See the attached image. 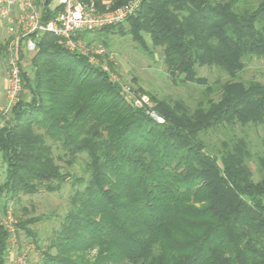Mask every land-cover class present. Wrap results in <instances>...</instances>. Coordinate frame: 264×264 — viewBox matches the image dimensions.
Segmentation results:
<instances>
[{
    "label": "trees",
    "instance_id": "obj_1",
    "mask_svg": "<svg viewBox=\"0 0 264 264\" xmlns=\"http://www.w3.org/2000/svg\"><path fill=\"white\" fill-rule=\"evenodd\" d=\"M81 1L105 11L131 0ZM126 23L128 32L117 33L147 51L142 32L149 34L175 83L203 91L192 106L138 90L165 118L158 124L129 105L101 67L43 35L33 75L23 71L31 100L20 99L0 128V198L7 211L21 196L68 182L75 192L29 264H264V142L255 154L246 136L232 134L216 148L205 141L220 129L264 126V82L240 79L249 62L264 61V0H147ZM121 26L83 38L108 47L104 34ZM205 66L229 79L210 84L199 75ZM82 157L83 176L59 164ZM20 211L17 227L38 244L31 227L42 218ZM7 238L0 225V264Z\"/></svg>",
    "mask_w": 264,
    "mask_h": 264
},
{
    "label": "built area",
    "instance_id": "obj_2",
    "mask_svg": "<svg viewBox=\"0 0 264 264\" xmlns=\"http://www.w3.org/2000/svg\"><path fill=\"white\" fill-rule=\"evenodd\" d=\"M145 1L147 0H131L118 8L100 11L94 2L85 4L81 0H0V17L7 20L8 31L12 36L6 47L9 72L5 94L8 105L2 113L8 115L20 101L24 91L23 52H37L40 38L50 34L60 39V43L70 52L86 57L90 64L101 67L108 74L110 81L120 88L124 100L129 105L143 110L156 123L165 124V118L148 95L126 84L110 63L105 65L100 62L101 56L109 54L106 47L88 43L83 38L85 34L124 25L129 18L137 14ZM11 4L16 7V17L10 10ZM109 58L114 61V55L110 54ZM113 64L116 66L114 62ZM2 226L11 241L16 242L18 227L11 210L7 211ZM33 254L38 256L36 247L31 242L24 248H13L8 264H29Z\"/></svg>",
    "mask_w": 264,
    "mask_h": 264
},
{
    "label": "rangeland",
    "instance_id": "obj_3",
    "mask_svg": "<svg viewBox=\"0 0 264 264\" xmlns=\"http://www.w3.org/2000/svg\"><path fill=\"white\" fill-rule=\"evenodd\" d=\"M249 1L257 3L259 0ZM129 29V23H125L123 26L111 31L110 33L104 34V36H106L105 39L109 44V46L106 47L109 54L103 57L101 56L100 62L105 65H109L110 63L111 67H113L114 62L116 64V66L114 65V71L126 84L136 90L142 89L145 93H151L157 95L158 97H166L172 100H184L188 104L194 106L196 101L199 99L203 88L196 85L175 83L165 66L163 49L161 47L153 46L150 35L145 32H142V35L148 45V51L144 50L132 35H122L117 33V31H124L127 33ZM92 38H95L94 35ZM93 43L102 44V41L100 39H96ZM110 54L114 55V61L110 60ZM25 65L26 67L30 66L31 61L27 59ZM26 70L28 74L33 75V68ZM199 75L207 79L210 84L216 82L218 79H222L223 81L229 79L227 75L215 67H202L199 69ZM240 79L246 81L258 80L264 82V61L254 59L249 62L245 71L240 74ZM4 117L6 118L4 125L11 124L12 115H5ZM232 134L240 137L246 136L252 145L253 152L255 154H259L261 152L262 144L264 142V126H260L258 128L252 126L242 128L237 126L234 131L220 129L218 132L206 136L205 141L210 147L216 148L219 146L220 140H223ZM58 154V149H55V155L57 156ZM84 159L85 157H82V160L78 159L77 163L72 166L63 162H59V164L65 171H68L76 176H83ZM4 169L6 177L5 164ZM252 169L253 171L257 170L255 164L252 165ZM255 179L259 180V176L257 174ZM74 192L75 189L73 188L72 183L68 182L63 185L62 189L58 192L48 193L45 190H41L37 194L21 196L20 199L9 203L7 210H11L13 214L16 211L20 214V210L22 208H26L28 210L26 218H42L40 222L31 227L37 235L38 244L33 238L29 239L18 227L20 230V239L17 241L21 245V248H24L29 242L33 243L36 248H39L40 246L41 249H44L47 246L49 240L60 228L65 215L70 210V200ZM4 202L5 199L0 200V220H4L6 217V214L3 212ZM14 217L18 226L19 221L15 214Z\"/></svg>",
    "mask_w": 264,
    "mask_h": 264
},
{
    "label": "crops",
    "instance_id": "obj_4",
    "mask_svg": "<svg viewBox=\"0 0 264 264\" xmlns=\"http://www.w3.org/2000/svg\"><path fill=\"white\" fill-rule=\"evenodd\" d=\"M111 1L112 0H102L103 4H105V5H109L111 3ZM10 10L12 12V15L14 17H16L17 16V10H16V7L14 4L10 5ZM8 28H9V24H8L7 20L2 19L0 17V128L5 126L4 123L6 121V118L4 117L5 115L2 113V110L8 105L7 97L5 94L6 86L8 83V72H9L6 47H7L8 42L12 39V36L9 33ZM35 54H36V52L35 53L23 52L22 65H23L24 70L32 68V64L30 66L26 67L25 63H26L27 59H29L31 61V59L34 57ZM20 99L23 101L29 102L31 100V96L27 90H24L20 96ZM8 115H12V110L10 111V113ZM4 164H5V162L3 160L2 153L0 152V184H2L5 181L4 178H6L5 172H4L5 171ZM4 199L5 198H0V200H4ZM7 211L3 210V212L5 214H7ZM3 221H4L3 219L0 220L1 226H2ZM18 239H20V230L19 229L17 231L16 242L14 241V243H13L11 241L10 237L7 238V249H6V253H5V264H8L9 257H10L9 255H10V252L12 251L13 248L21 249V245L17 241ZM37 257L38 256H36V254L35 255L33 254L31 256L30 261L37 259Z\"/></svg>",
    "mask_w": 264,
    "mask_h": 264
}]
</instances>
